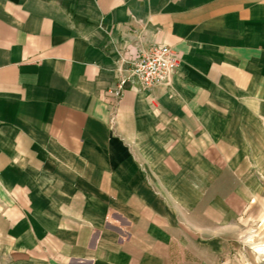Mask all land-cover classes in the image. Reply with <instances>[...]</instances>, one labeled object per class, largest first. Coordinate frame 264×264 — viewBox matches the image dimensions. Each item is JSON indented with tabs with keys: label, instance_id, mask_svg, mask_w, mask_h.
<instances>
[{
	"label": "crops",
	"instance_id": "0c3cea01",
	"mask_svg": "<svg viewBox=\"0 0 264 264\" xmlns=\"http://www.w3.org/2000/svg\"><path fill=\"white\" fill-rule=\"evenodd\" d=\"M151 45L179 68L118 98ZM255 132L264 0H0V264H206Z\"/></svg>",
	"mask_w": 264,
	"mask_h": 264
},
{
	"label": "rangeland",
	"instance_id": "374dc122",
	"mask_svg": "<svg viewBox=\"0 0 264 264\" xmlns=\"http://www.w3.org/2000/svg\"><path fill=\"white\" fill-rule=\"evenodd\" d=\"M249 142L248 161L243 166L247 170L242 168L237 172L239 182L246 186L236 187L235 201L228 203L225 197L231 188H214L216 196L222 199L215 203L221 217L196 220L199 225L205 224L207 232L202 237L214 241L212 250L199 252L206 264H264V133L255 132ZM207 205L205 202L199 206Z\"/></svg>",
	"mask_w": 264,
	"mask_h": 264
},
{
	"label": "built area",
	"instance_id": "2783aa9c",
	"mask_svg": "<svg viewBox=\"0 0 264 264\" xmlns=\"http://www.w3.org/2000/svg\"><path fill=\"white\" fill-rule=\"evenodd\" d=\"M137 52L131 60H120L114 92L118 98L125 86L147 91L166 85L171 74L180 66L178 53L166 45H151L147 49H138Z\"/></svg>",
	"mask_w": 264,
	"mask_h": 264
}]
</instances>
